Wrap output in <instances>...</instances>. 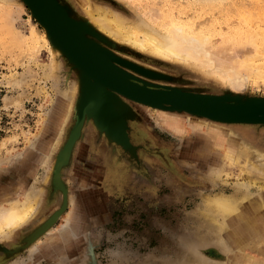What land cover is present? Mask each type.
Here are the masks:
<instances>
[{"label":"rangeland","instance_id":"1","mask_svg":"<svg viewBox=\"0 0 264 264\" xmlns=\"http://www.w3.org/2000/svg\"><path fill=\"white\" fill-rule=\"evenodd\" d=\"M82 1L59 0L75 19L86 12ZM89 3L95 12L97 4L116 15L126 27L156 34L182 20L211 32L215 44L224 40L225 33L237 36L251 48L246 61L258 65L249 70L245 87L234 88L194 62L139 48L124 39L107 14L104 19L94 12L92 20L103 30L78 31L133 64L134 68L118 65L137 82L264 96V0ZM44 34L45 28L22 0H0V203L17 198L34 200L36 206L22 226L0 236V264H89L88 255L92 264H236L235 252L242 244L246 253L260 257L249 247L264 246V163L245 165L241 137L231 128L264 146V124L210 120L120 96L125 108L136 110L134 119L144 138L137 142L139 147L113 141L93 118L75 124L76 87L84 72L60 51L52 54ZM66 103L69 111L63 123L59 114ZM172 117L178 124L167 122ZM73 127L78 135L70 137L76 136L70 148ZM118 130L126 134L125 127ZM228 149L239 154L233 162L225 158ZM113 152L115 158H110ZM67 155L57 168L56 161ZM236 185L255 191L243 198L234 196L238 210L209 208L208 195L223 188L231 192ZM245 218L251 226L241 225ZM223 220L227 225L221 224ZM238 230L244 236L233 233ZM73 231L79 239H71ZM112 250L120 255L114 257Z\"/></svg>","mask_w":264,"mask_h":264},{"label":"bare ground","instance_id":"2","mask_svg":"<svg viewBox=\"0 0 264 264\" xmlns=\"http://www.w3.org/2000/svg\"><path fill=\"white\" fill-rule=\"evenodd\" d=\"M89 1L90 0L82 1L87 6L86 12L81 14V18L79 19L74 18L73 26L76 30L72 28L73 26L70 27L69 23H67L69 27H66V28L70 31V33L67 34L64 28H63V31H64L66 40L74 48L75 52L80 57H82L85 61H87V64H89L93 69L97 68L93 61V55L95 56V54L92 52L91 48H89L87 44L83 42L82 39H80V37L77 36V34H75V31L76 32H79L78 30L83 31V30H86V28L88 29L97 28L96 29L97 31L103 30L101 28L102 27L101 24H98L96 20H92V16L95 14H97L100 17L102 16L101 18H104V19L106 17H103V15L105 16L107 14L108 18L106 19H108L115 26V28L119 29L124 39L138 46L139 48L146 49L150 51L151 53H154L155 55H158L163 58L179 59V60H183L186 62H194L204 68H208L214 76L224 79L226 84H229L234 88H243V86L246 83V80L251 74L249 70L251 71V68L254 67L252 66V64L254 65V63L252 62L250 63L246 61L247 54L249 53L247 49H249L250 47L247 48L246 42L244 40L241 41V39L237 36H236L237 39L236 38L233 39V38H229L228 36H226L227 34L225 33L224 40L220 44H215L213 42L214 35H212L211 32H207L208 30L206 31L204 29H196V27L193 26L192 23L189 24L190 23L189 21H188L189 23H185L182 20L179 22L175 20H174L175 22L172 21L171 23L172 27L170 28V30H168L167 32L165 30L159 34H156L152 31H148L147 29L136 28L134 26L126 27L122 24L121 19H119L116 15L113 16V15H109L108 13H105V11L101 9V6L97 4L96 6L98 7L97 8L98 10L95 12L92 8H90ZM94 12L95 14H93ZM157 14H158V11H157ZM56 26L61 31L60 25L56 24ZM47 29L50 31L51 34L53 33L49 28ZM73 34L80 40V42L83 44L84 47L79 43V41L75 37H73ZM44 36H45L46 42L49 44L51 42L50 41L51 36L49 32L47 31L46 33L45 31ZM110 37L111 36H109V38ZM99 42H95L92 40L90 43L96 48H98L97 45H99V47L103 46V47L108 48L107 46H104ZM251 44H252V41H251ZM253 45L255 44L253 43ZM241 46L246 47V48L244 49ZM55 48L52 46L50 50L51 52H53L52 54H54V51L58 49V48L56 49ZM108 49L112 51L110 48ZM249 64H250V67H249ZM256 64L257 62L255 63V65ZM253 70H256V69H253ZM83 76L82 78H80L79 76V81L76 87L77 91L79 92V96L77 97L78 100H76L77 102H75L74 104V106H76L77 108L75 109L77 111L76 115L79 117L81 114H84L86 118H93L94 119L93 123L99 129H107V132L112 139H115V140L118 139L122 142V144L124 145L127 144V146H129L128 143L131 142V144L134 145L135 147H139V144L137 142L140 140L142 141L144 136L141 131V125L138 124L137 119H134L137 116L136 110L134 109L133 106L125 108L123 106L122 100L120 101V96L129 98V99H133V98L125 94H124L125 96L122 94L120 95L118 92L108 87L95 86L92 82H90V80L89 81L86 79L84 80ZM258 76L261 77V74L260 75L258 74ZM215 92H218V91H215ZM188 99L191 105L195 106L196 108L207 109L206 107L207 102L202 100L201 98L189 97ZM133 100L137 101L136 99H133ZM142 104L148 105L150 107L152 106L147 103H142ZM68 108H69V103L68 104L66 103L64 105L63 110L59 114L60 122L64 123L66 121V118L68 116V111H69ZM156 108L165 109L162 107H156ZM90 116H93V117H90ZM132 120H133V123H132L131 129L133 130L130 136L129 129H130V123L132 122ZM206 121L207 120H204V123H206ZM167 122L170 123L171 125L178 124V122L174 121V117H172V119L168 118ZM124 127L128 131V133L125 132L126 137H124V135L122 136V133H120L118 130V129H124ZM231 129H233V132L238 134L241 137V143L244 149L242 151V154H245L247 158V163L245 165L246 166L251 165L255 167L257 165L263 164L264 163V146L260 143H257L254 140V137H251V136L247 137L244 134V132L237 130L236 127L231 128ZM127 134H128V137H127ZM221 134L223 135L221 139H224L225 134L223 133ZM127 139L129 141L128 143H127ZM228 141L231 142V140H228ZM66 148L67 146H64L63 148H61L62 152H65ZM233 149L231 150L228 149L224 154L228 162L235 161L237 157L239 156V154L237 152L235 153ZM107 151L108 150H106V152ZM115 153L116 152H113V154H111L112 157L110 156V158H115L113 156L115 155ZM127 161L128 160L126 158L125 162L127 163ZM263 186H264V183L262 184L261 188ZM254 192L255 191L252 188V186L248 187V186L236 185L235 188L231 192H228L226 189L223 188L222 190L216 191L215 194L208 195V203L209 205H211L209 206V208L213 206L222 212H235L236 210L239 209V206L234 196H241L243 198L244 196H247L248 194H251ZM33 201L34 200L29 201L28 199L22 200V199L16 198L13 200L2 201L0 203V236H4L7 233H9V231L22 226L28 220V218L32 216L33 212L35 211L34 208H36V206L34 205L35 201L34 202ZM241 216L242 215H241V210H240V213L237 214V218L239 219ZM221 224L227 225V221L223 220ZM242 224L243 226L245 225L251 226L252 222L249 219L245 218L242 221L241 225ZM233 233H235L238 236L241 234L244 236L243 230L241 231L238 230L237 233L236 232H233ZM37 237L38 235L36 236V239ZM260 242L261 240L259 241V243ZM244 249L245 247L242 244V248H239V251L235 252L236 264H239V263L240 264H263L261 262L262 258L258 257L259 254L256 255L254 254L255 252L251 253L249 251H247L246 253L247 249H245V251H242ZM249 249L253 251H259V252L261 249L262 250L261 253L264 255V246L259 245L258 248H254V246H251L249 247ZM240 254H242L241 258L243 260L240 258ZM247 255L250 258L246 259L245 257H247Z\"/></svg>","mask_w":264,"mask_h":264},{"label":"water","instance_id":"3","mask_svg":"<svg viewBox=\"0 0 264 264\" xmlns=\"http://www.w3.org/2000/svg\"><path fill=\"white\" fill-rule=\"evenodd\" d=\"M31 10V15L49 32L51 38L50 43L61 54H64L74 66L79 67L84 72L83 79L90 80L95 86L108 87L118 92L120 95H127L135 102H142L152 105V107H162L168 110H183L191 114L204 116L211 120L222 122H244V123H262L264 124V96L249 95L248 93H240L232 90L225 92H203L184 89L176 86H147L132 79L134 76L120 67L118 64H123L130 67H135L133 64L114 55L112 51L103 46L96 48L90 43V38L86 37L81 32H76L77 36L91 48L93 61L97 68H92L87 61L80 57L66 40L64 30L67 34L70 31L66 28L73 26L74 18L70 15L68 10L60 4L59 0H22ZM56 24L60 25L61 31ZM49 28L53 33L47 29ZM73 29L74 26L72 27ZM76 30V29H75ZM86 32L88 28H86ZM72 34V33H71ZM79 43L83 46L80 40L73 34ZM84 47V46H83ZM55 48V49H56ZM98 49V51H97ZM109 54H108V53ZM90 53V52H89ZM91 54V53H90ZM82 78V77H81ZM81 80V79H80ZM124 95V96H125ZM189 97H198L206 101L207 109H199L191 105ZM80 117V118H79ZM77 116L76 123L81 120L83 123L84 114ZM93 117V116H90ZM94 120V119H93ZM75 126V125H74ZM81 126V125H80ZM105 132L107 137L113 141L122 144L121 141L112 139L107 129H100ZM76 131L73 127L70 141ZM128 133V131L126 130ZM124 133V131H123ZM78 135V134H77ZM76 135V136H77ZM72 139L70 148L76 138ZM124 137L125 134H124ZM128 137V134H127ZM127 142H129L127 140ZM70 148L67 152L70 153ZM68 155L63 158V161H56L58 168L67 159ZM66 158V159H65ZM59 164V166H57Z\"/></svg>","mask_w":264,"mask_h":264},{"label":"clouds","instance_id":"4","mask_svg":"<svg viewBox=\"0 0 264 264\" xmlns=\"http://www.w3.org/2000/svg\"><path fill=\"white\" fill-rule=\"evenodd\" d=\"M70 236H71V239H73V240L79 239L77 233L74 232V231L70 233ZM89 243L92 244V240L91 239L89 240ZM112 255L114 257H118L120 255V253L117 250H112ZM88 256H89V264H92V257H91V255H88Z\"/></svg>","mask_w":264,"mask_h":264},{"label":"crops","instance_id":"5","mask_svg":"<svg viewBox=\"0 0 264 264\" xmlns=\"http://www.w3.org/2000/svg\"><path fill=\"white\" fill-rule=\"evenodd\" d=\"M261 251H262V250L260 249V257H261V258L263 257V258L261 259V262L264 264V255L261 253ZM239 262H240V261H239ZM253 262H254V260H253ZM239 264H240V263H239Z\"/></svg>","mask_w":264,"mask_h":264},{"label":"flooded vegetation","instance_id":"6","mask_svg":"<svg viewBox=\"0 0 264 264\" xmlns=\"http://www.w3.org/2000/svg\"><path fill=\"white\" fill-rule=\"evenodd\" d=\"M97 142V141H96ZM100 143V142H99Z\"/></svg>","mask_w":264,"mask_h":264}]
</instances>
